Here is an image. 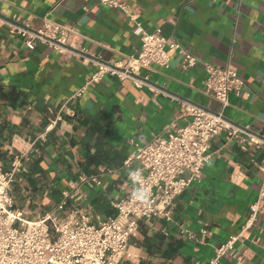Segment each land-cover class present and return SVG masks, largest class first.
I'll list each match as a JSON object with an SVG mask.
<instances>
[{
  "label": "crops",
  "instance_id": "obj_1",
  "mask_svg": "<svg viewBox=\"0 0 264 264\" xmlns=\"http://www.w3.org/2000/svg\"><path fill=\"white\" fill-rule=\"evenodd\" d=\"M125 1L147 30L160 28L199 62L183 69L181 56L173 52L169 67L142 70L148 78L140 85L105 75L70 101L75 117L64 113L59 119L49 108L57 111L98 62L138 48L133 23L120 8L96 0H0V165L7 168L15 154L24 156L12 186L14 205L25 207L33 219L69 190L63 216L76 207L95 223L115 214L111 202L126 194L129 168L136 165L123 166L133 150L131 140L143 143L171 123H185V105L221 110L204 90L203 62L230 65L244 85L239 95L230 94L223 115L259 142L217 135L200 180L175 198L172 220H139L129 240L130 257L121 264H203L214 246L240 232L219 264H264V215L243 229L264 177V0ZM44 18L78 22L82 37L60 54L41 42L29 49L11 30L26 24L37 29ZM90 175L100 184L83 180Z\"/></svg>",
  "mask_w": 264,
  "mask_h": 264
},
{
  "label": "built area",
  "instance_id": "obj_2",
  "mask_svg": "<svg viewBox=\"0 0 264 264\" xmlns=\"http://www.w3.org/2000/svg\"><path fill=\"white\" fill-rule=\"evenodd\" d=\"M99 4L120 8L132 21V33L140 44L130 54L121 53L120 58L98 62L96 69L85 83L57 111L49 108L54 118H63L66 113L75 117L69 109L70 101L81 95L85 88L100 82L105 75L120 80L132 78L136 85L148 78L142 70L152 71L156 67L167 68L172 53L182 58L181 66L189 69L199 62L198 56L177 40L168 41L160 28L149 31L130 13L125 0H96ZM19 33L29 49L38 42L46 43L62 54L74 38H81L78 22L65 25L49 18L37 29L26 25H11ZM205 71L204 90L221 103V110L215 112L196 105H185L188 120L183 124L171 123L148 141L140 143L131 140L133 150L124 160L129 168L130 187L126 194L116 196L112 205L116 213L92 222L82 208H73L63 216L70 191L64 190L59 203L36 218L27 217L25 207H16L12 186L23 166L24 156L15 154L9 167L0 165V264H121L130 257L129 240L137 231L139 220L160 217L172 220L171 211L175 198L193 181L200 180L204 164L211 159V141L225 132L228 138L239 141L259 142L230 123L223 115L229 104L231 93L239 95L244 81L237 70L230 65L217 66L203 62ZM143 77H142V76ZM264 171V166L261 167ZM89 185L100 184L97 175L83 178ZM249 216L243 229L254 224L259 215H264V177L258 187L256 199L249 206ZM202 237L208 234L201 230ZM193 236V233H189ZM242 232L231 235L224 242L214 246L213 256L203 264H219L229 255Z\"/></svg>",
  "mask_w": 264,
  "mask_h": 264
}]
</instances>
